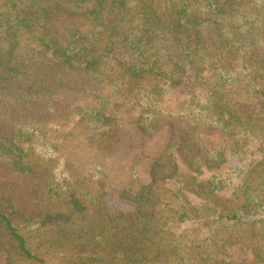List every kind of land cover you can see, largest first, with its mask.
<instances>
[{"label": "trees", "instance_id": "obj_1", "mask_svg": "<svg viewBox=\"0 0 264 264\" xmlns=\"http://www.w3.org/2000/svg\"><path fill=\"white\" fill-rule=\"evenodd\" d=\"M190 77L196 94L167 118L192 132L171 129L149 183L136 186L132 169L110 179L108 167L124 159L100 149L115 146L122 106L152 111L148 127L140 126L144 115L138 123L151 134L162 98ZM27 108L35 115L19 116ZM69 129L85 131L99 149L92 173L104 178L91 187L63 156ZM199 129L210 142L230 137V151L206 146ZM187 149L197 176L180 173ZM261 154L264 0H167L162 12L152 0H0V168L39 180L31 215L0 184L5 264H234L218 257L230 247L250 249L264 264ZM235 155L239 165L226 175L239 176V186L220 205L228 179L203 180L200 170ZM113 198L132 208L114 209ZM193 221L208 230L205 240L182 229Z\"/></svg>", "mask_w": 264, "mask_h": 264}, {"label": "rangeland", "instance_id": "obj_2", "mask_svg": "<svg viewBox=\"0 0 264 264\" xmlns=\"http://www.w3.org/2000/svg\"><path fill=\"white\" fill-rule=\"evenodd\" d=\"M152 1L158 12H162L165 10L167 0ZM193 94L196 93L194 90L192 77H190L189 80L184 84V86L170 92L168 95L163 97L160 101V105L157 106L158 111L161 110L162 117L160 121L154 126L155 131L149 132L151 134L146 135L141 132L138 123L141 122L140 119L144 115L143 124H141L140 126L143 125L145 127H148V120L150 117V112L152 113V111H146L143 108H133L130 105L122 106L121 110L118 113L119 121H121V131L119 134L115 135L112 140L116 141L115 146H113L112 144V148H115L119 152H116L115 149L114 152H112V148H109L110 150L107 149V146H110L109 144H107V146L103 145L100 149L102 157L104 155L106 156L107 154L113 153V155H115L114 160L118 158L124 159L123 163H114L108 167V169L111 170V174L108 175L110 179H113L115 177L114 181L120 182L124 177H126L124 175L122 176V173L124 174V172L126 173L128 169H132L133 171L130 170V173H133L136 177V181H134L135 184H137L136 186H138L139 182L147 184L151 181V167L156 160L164 157V152L166 151L165 147L168 143V138L171 135V129L176 126L177 130L179 129V131L191 133L192 128H194L193 126H191L192 128L188 127L187 123L181 121H171L167 118L168 114H178L180 110L186 105L187 100H189ZM30 113H33L31 114V116L35 115V111H33L31 108H27L26 110L18 114L21 117H25ZM135 130H138V132L136 131L135 133ZM67 133L69 135L61 145L64 148V152H62L63 156L69 159V161H71V163L73 164L71 170L76 175H79L83 180L86 179L87 184H89V186L91 187L93 183H96L97 181L104 178L102 174L100 175L99 173H97L93 175L92 173L96 165H99V163L101 165L102 157H92L91 153H93V155L97 154L99 149L97 147L93 148V146L89 145V139L87 135H85V131L69 129L65 134ZM198 133L203 135V138L204 136L208 135L207 130L199 129ZM198 133L196 135H198ZM221 136L222 137L215 136L212 140L210 139L211 142L205 140L204 138V143L210 148H213L215 146L224 147L226 149L230 148L231 138L227 137L226 135ZM97 137H100V135H98ZM191 139L192 138L190 137L187 142L191 143ZM189 149H192V147ZM229 151L230 149H228L227 152ZM179 154H181L184 159V162L180 164V173H185L186 175L190 173L191 175L197 176L195 174V171L197 169L191 166L190 170V168L188 167V165L194 161V153L192 152V150L191 153H189L188 149L187 151H179ZM128 156H130V158H128ZM256 157L257 159L262 160L264 155L261 154ZM238 165L239 157L235 155L229 156L226 163H224L219 169L215 171H208L205 168H202V170H200L202 172L201 179L203 180L210 179L214 175L218 176L219 178L222 177L224 179H228L226 184L227 187H224L217 192V196L221 201L220 205L223 204L222 201L231 199L234 190L238 189L240 180L238 178L239 176L233 175L231 177H227L226 175L231 169L238 167ZM247 167L248 164L246 163L244 168ZM260 173L261 172L258 171L253 174L250 181L255 183V179L260 176ZM129 181L131 182V180L124 179L122 182L127 185L130 183ZM38 183L39 180L37 179L26 177L14 171L0 168V184H3L4 186V196L12 201L17 210L25 212L26 215L34 214L37 211L34 190ZM221 187L222 186H220L219 188ZM188 197L194 205H199V199H197L193 195H189ZM110 205L116 210L127 211L132 208V205L129 202L116 198L111 199ZM211 224L212 228L216 229L217 224H214L213 221ZM182 229L184 231H196L198 234V238L201 240H205L209 234L208 230L203 227L201 223L194 221L182 224ZM218 257L220 259H224L226 262H233L234 264H256L253 262V254L251 250L246 249L245 247H230L223 253L218 254ZM0 264H5V260L1 256V253Z\"/></svg>", "mask_w": 264, "mask_h": 264}]
</instances>
